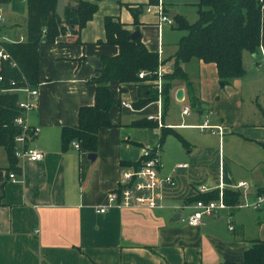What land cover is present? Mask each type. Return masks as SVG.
Segmentation results:
<instances>
[{"label":"crops","instance_id":"obj_1","mask_svg":"<svg viewBox=\"0 0 264 264\" xmlns=\"http://www.w3.org/2000/svg\"><path fill=\"white\" fill-rule=\"evenodd\" d=\"M150 1L100 0L97 12L79 34L80 42L68 33L63 42L40 45L39 107L29 112L27 119L39 128L29 145L44 156L38 161L17 159L10 167L8 156L0 152V264H221L242 262L252 243L264 240L247 238L243 225L235 219L238 210L250 208H231L228 204L230 208L204 215L198 226L182 220L192 213L191 205L198 197L209 196L220 184L223 190L239 192V203L264 196V178L252 179L231 149L232 142L264 147V121L251 120L247 105L264 77V66L257 59L261 50L256 54L245 52L244 76L226 84H222L214 63L196 58L182 63L192 88L176 80L165 115L158 101L142 109L134 107L140 86L150 84L148 81H110L109 88L120 102L110 110L112 125L98 132L96 153L75 149L73 142L67 149L62 146L63 129L78 125L80 108L96 102L95 82L100 69L90 59L102 63L104 58L119 54L117 45L102 43L106 40V17L119 19L133 33L137 28L129 7L143 6L138 28L142 41L158 53L165 74L174 71L179 41H171L168 35L185 32L177 28L174 17L183 16L191 23L186 9L195 7L198 16L199 0H162L175 23L161 26L157 3ZM3 15L1 42L25 41L27 0H9L3 5ZM22 18L24 24L18 20ZM23 28L24 34L19 31ZM180 89L184 94L177 99ZM24 97L20 93V98ZM192 106L197 110L196 117ZM185 107L190 108L188 115L183 114ZM260 110H254L253 116L264 117ZM150 116L160 118L162 127ZM206 119L211 125L222 126V133L200 129ZM141 120L157 122L158 127L133 125ZM163 127L174 128L187 145L172 133L161 145ZM145 148L158 151L160 176H171L175 181L174 186L164 187L162 206L113 207L99 213L107 194L120 184L122 171L138 166ZM89 154H96V158L90 159ZM248 163L252 166L251 161ZM11 172H15V179L9 177ZM246 178L252 180L258 195L245 197L244 189L234 188ZM202 186L209 190L201 192ZM184 205L187 207L181 208ZM255 211L264 229V205ZM178 215L180 218L175 219Z\"/></svg>","mask_w":264,"mask_h":264},{"label":"trees","instance_id":"obj_2","mask_svg":"<svg viewBox=\"0 0 264 264\" xmlns=\"http://www.w3.org/2000/svg\"><path fill=\"white\" fill-rule=\"evenodd\" d=\"M9 0H0L4 5ZM65 17L59 18L56 13L58 0H27V39L25 41L2 42L12 60L0 61V147L6 150L10 167L17 163L15 156V137L21 128L14 120L23 111L18 106L19 92H10L11 88L22 86L37 87L39 84V65L41 44H54L65 41L66 35H76V43L80 42L79 34L98 10L100 0H67ZM157 3L154 0L150 4ZM198 20L189 23L183 16L175 15L177 28L186 32L180 39L176 53V66L171 74L164 75L162 90V114L170 107V93L176 80L183 81L192 88L187 74L181 64L193 58L206 63H214L223 84L232 79L243 77L245 69L243 54H256L264 49V0H199L197 5ZM134 26L139 28V16L144 7H129ZM166 10V9H165ZM106 40L102 43L117 45L119 54L113 58H104L100 68V76L96 79V102L92 106H82L78 114V125L65 127L62 131V146L67 149L71 142L78 141L82 148L90 153L98 149V132L101 127L111 126L110 110L120 100L110 90V81L120 83L149 82L140 86L139 100L134 104L142 109L149 103L158 101L159 94L153 81L156 76L139 78L141 71L157 72L160 58L157 52L146 47L140 36L131 39L132 32L116 18L106 17L104 20ZM45 30V33H44ZM12 81L15 84H12ZM192 90V89H191ZM192 105H197L193 95ZM133 125L157 128V122L141 120ZM174 134L184 144L186 140L174 128H161L160 144L168 134ZM264 145V144H263ZM137 167V166H135ZM226 204L239 203L241 194L229 189L223 190ZM219 198V190L198 197L203 200ZM221 264H264V240H256L245 252L242 262L225 261Z\"/></svg>","mask_w":264,"mask_h":264},{"label":"built area","instance_id":"obj_3","mask_svg":"<svg viewBox=\"0 0 264 264\" xmlns=\"http://www.w3.org/2000/svg\"><path fill=\"white\" fill-rule=\"evenodd\" d=\"M156 7L159 12V26L164 23L174 24L173 18L166 13L164 4L162 0L157 2ZM152 6L148 7L147 11H150ZM3 15V5L0 4V27L4 23ZM45 33V30H44ZM21 38L19 42H22ZM0 40V61H11L12 66H17V63L12 60V56L6 51L4 46L1 44ZM264 56V49L261 48ZM164 71L161 66H159L157 72H146L141 71L139 73V78L144 79L147 76H156L153 83L156 85L159 98L158 102L162 105V90H163V76ZM3 80L0 76V82ZM14 85L15 82L12 81ZM10 92H19L25 95L23 99H19L18 106L22 109L23 114L15 118L14 123L21 128V133L15 137V156L17 159H27L30 161L41 160L44 154L32 148L29 142L34 139L38 132V127H33L29 124L27 119V114L31 111L37 110L39 107V90L37 87H30L28 85L19 88H11ZM123 105L132 108L127 102H123ZM190 113V108L185 107L183 109V114L188 115ZM151 120H157L160 127H162V122L160 118L150 116ZM200 129L213 130L217 129L222 133V126L211 125L210 121L206 119L202 124L198 126ZM73 146L75 149L81 150L82 145L78 141H73ZM20 147V149H18ZM160 168V157L157 150L145 148L142 152V158L140 164L137 167L126 168L122 171V177L120 184L116 189L110 191L107 194L106 203L98 208L99 213H105L109 208L113 207H130V206H142L148 208H159L162 206V202L165 198L164 187L174 186L175 181L173 177H161L159 174ZM11 179H15V172L9 174ZM234 188L244 189L245 197L246 192L249 189L247 182H238L235 184ZM219 190V198L217 200H203L199 199L193 205H191L192 213L182 220L191 226H198L201 224L204 215H212L215 211L219 209L230 208L223 198V184L217 188ZM201 192H205L209 189L205 187L200 188ZM264 205V196L260 195L256 198L254 202H249L244 200L231 208H253L255 210L261 208ZM187 207L186 205L181 208ZM231 229H233L231 227Z\"/></svg>","mask_w":264,"mask_h":264},{"label":"rangeland","instance_id":"obj_4","mask_svg":"<svg viewBox=\"0 0 264 264\" xmlns=\"http://www.w3.org/2000/svg\"><path fill=\"white\" fill-rule=\"evenodd\" d=\"M187 15L191 21V23H195L198 20V16L196 15V9L193 6H188L186 9ZM21 21L20 24H24V19H18ZM19 31H22L24 34V28L19 29ZM183 32H177V33H170L168 35V38H171L170 40L173 41H180L181 35ZM186 34V32H184ZM183 34V35H184ZM260 52V51H259ZM258 61L261 63V66H264V56L260 52L257 55ZM165 75V74H164ZM163 82H164V76H163ZM223 84V83H222ZM253 94L249 99H247V105L249 110V117L251 120H254V122L264 121L263 116H253L254 110H257L256 112L261 111L260 108L264 111V77L263 79L257 84L255 87V90L252 92ZM193 107V106H192ZM193 110V117H196V108H192ZM178 132V131H177ZM243 142V141H242ZM232 150L239 156L240 158L238 161L239 164L244 166L245 169H248L247 172L250 173V177L253 179V176H261L264 178V147L262 145H259L257 143H251L252 145H249V143H239L232 142ZM33 148V147H32ZM20 149V147H18ZM191 149H187L186 152L190 151ZM1 154H4L6 157L5 150H0ZM243 161L247 164L245 165ZM248 161H251L252 166L248 163ZM260 162V164H259ZM259 165V166H258ZM246 173V172H245ZM173 176L176 177V174L174 173ZM247 182L250 186V190L246 192V196L248 195L251 197L252 195H258L256 187H254L253 184L250 183L252 181L250 178H246ZM249 201V200H248ZM224 212V211H223ZM259 212L255 211V209H241L238 210L237 214L235 215V219L237 222H240L244 227V232L247 238L249 239H264V229L261 228L257 222Z\"/></svg>","mask_w":264,"mask_h":264},{"label":"water","instance_id":"obj_5","mask_svg":"<svg viewBox=\"0 0 264 264\" xmlns=\"http://www.w3.org/2000/svg\"><path fill=\"white\" fill-rule=\"evenodd\" d=\"M69 5V3L66 1V0H58L57 2V5H56V13L57 15L59 16V18L63 19L65 17V8ZM141 36V33L140 31L137 29L136 31H134L132 34H131V39L132 40H136L137 38H139ZM90 62L92 64H94V66L98 69H100L102 67V63L97 60V59H90ZM183 90L180 89L177 91L176 93V98L177 99H181L183 97ZM88 157L90 159H95L96 158V154H89ZM180 218V216H176L175 219H178Z\"/></svg>","mask_w":264,"mask_h":264}]
</instances>
